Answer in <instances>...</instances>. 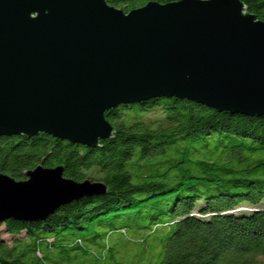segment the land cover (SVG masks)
Here are the masks:
<instances>
[{"label":"water","instance_id":"95a60500","mask_svg":"<svg viewBox=\"0 0 264 264\" xmlns=\"http://www.w3.org/2000/svg\"><path fill=\"white\" fill-rule=\"evenodd\" d=\"M264 115V21L241 0H0V136L53 137L97 147L113 135L105 111L153 97ZM0 173V221L39 220L103 195L37 165Z\"/></svg>","mask_w":264,"mask_h":264},{"label":"trees","instance_id":"16d2710c","mask_svg":"<svg viewBox=\"0 0 264 264\" xmlns=\"http://www.w3.org/2000/svg\"><path fill=\"white\" fill-rule=\"evenodd\" d=\"M106 1L129 11L175 0ZM241 1L264 21V0ZM105 116L113 135L97 147L0 136V173L16 181L40 164L106 186L44 219L0 221V264H123L111 238L159 247L158 264H264V115L159 96Z\"/></svg>","mask_w":264,"mask_h":264},{"label":"rangeland","instance_id":"374dc122","mask_svg":"<svg viewBox=\"0 0 264 264\" xmlns=\"http://www.w3.org/2000/svg\"><path fill=\"white\" fill-rule=\"evenodd\" d=\"M100 230L101 228H97ZM6 237H8L5 234ZM155 237L154 240H157ZM118 239L111 238L110 242L114 248L113 253L118 257L122 256L123 264H149L152 261L153 264H158L160 261V248L157 246H150L147 250H141L137 244H125V242H118ZM149 260V261H148ZM73 263V260L70 264ZM151 263V264H152ZM107 264H115L108 262Z\"/></svg>","mask_w":264,"mask_h":264}]
</instances>
